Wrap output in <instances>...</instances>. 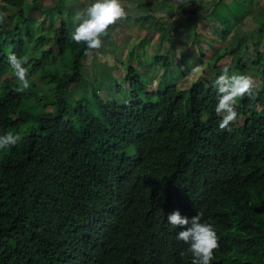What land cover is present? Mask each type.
I'll return each instance as SVG.
<instances>
[{
    "label": "trees",
    "instance_id": "trees-1",
    "mask_svg": "<svg viewBox=\"0 0 264 264\" xmlns=\"http://www.w3.org/2000/svg\"><path fill=\"white\" fill-rule=\"evenodd\" d=\"M55 1L0 0V133L22 136L0 151V264H192L176 239L181 226L167 221L177 208L189 217L202 212L215 226L212 264H264V68L261 88L239 98L230 131L215 113L218 72L187 88L154 89L128 62L125 94L115 82L118 98H104L102 82L82 73L95 49L71 39L72 5ZM199 3L179 9L196 12ZM45 20L56 24L44 30ZM245 37L215 50L214 67L240 52ZM13 51L30 56L31 87L23 91L7 62ZM151 58L170 67L169 53ZM236 58L246 73L244 56ZM252 61L261 66L263 54Z\"/></svg>",
    "mask_w": 264,
    "mask_h": 264
},
{
    "label": "rangeland",
    "instance_id": "rangeland-1",
    "mask_svg": "<svg viewBox=\"0 0 264 264\" xmlns=\"http://www.w3.org/2000/svg\"><path fill=\"white\" fill-rule=\"evenodd\" d=\"M157 1H160L159 5L156 4ZM179 1L124 0L128 11L127 18L110 27L109 34L103 38L102 47L91 51L83 60L82 73L90 79L96 78L102 82L99 92L104 98H118L112 88L115 82L120 83L122 92L125 94L127 83L122 81V76L128 62L133 63L143 79L147 80L154 89H161L171 82H175L180 88H187L196 79L207 80L214 77L216 72L220 74L225 65L229 67L230 72H240L235 67L238 54L244 56L247 64L246 73L252 74L255 78L254 89L261 88V78L258 73H261V69L264 68V61L259 66L253 65L252 60L255 51L261 52L264 60V0H258L259 9L252 11L249 0H220L214 2L208 9L205 4L199 3L200 7L196 12H189L187 9L186 16H183L177 11L175 15L168 18L169 16L164 13L170 14L171 5H176ZM65 2L67 5L69 2L72 5V10L69 11L68 8V12L74 26L76 18L86 9L87 0H65ZM138 2L141 4L136 5L135 3ZM51 3L57 5L55 0H51ZM80 3H83L81 7L78 5ZM161 7L163 10L160 9ZM52 9L58 10L57 7ZM66 9L64 8L63 11L66 12ZM43 12V9H39L36 13L33 11V14H39L36 17L38 21L45 18ZM180 18H183L182 24L175 26ZM169 19L171 25L167 22ZM55 20L52 24L45 20L43 29L48 30L55 25ZM241 36H246L241 43V51L234 56L225 55L218 62L220 68H215V59L212 58L216 53L215 50L234 47ZM143 38L149 39L148 43L145 41L146 45L143 43L144 50L142 47H136ZM52 41V38L48 37L38 45L35 48V55H39L42 50L48 48ZM192 41L195 44H192ZM28 51L29 48L26 52ZM130 51H133L131 56ZM144 51L147 57L139 60L137 55L143 54ZM128 53L129 57L126 58ZM167 53L170 59L169 68L164 69L160 65L153 64L151 57ZM203 54L204 57H200ZM192 65L194 69L183 74L181 69L186 67L189 69ZM91 86L92 83L88 81L87 90H90ZM81 89L80 81L77 91L80 92Z\"/></svg>",
    "mask_w": 264,
    "mask_h": 264
},
{
    "label": "clouds",
    "instance_id": "clouds-1",
    "mask_svg": "<svg viewBox=\"0 0 264 264\" xmlns=\"http://www.w3.org/2000/svg\"><path fill=\"white\" fill-rule=\"evenodd\" d=\"M128 11L124 0H87V6L74 21L71 39L84 42L87 49H99L103 38L109 34L110 26L127 18ZM4 22L0 14V24ZM30 56L9 52L7 62L11 72L18 81V91L31 87ZM217 102L215 113L220 116L219 128L231 130V122L238 119L237 104L239 98L252 95L256 87L255 78L250 73L229 70L225 65L214 80ZM22 140L19 132L8 131L0 133V151L17 145ZM171 227L181 226L176 233V239L188 245L192 254V264H212L214 250L220 246V237L215 226L206 219L203 213L197 212L189 217L177 208L167 215Z\"/></svg>",
    "mask_w": 264,
    "mask_h": 264
},
{
    "label": "crops",
    "instance_id": "crops-1",
    "mask_svg": "<svg viewBox=\"0 0 264 264\" xmlns=\"http://www.w3.org/2000/svg\"><path fill=\"white\" fill-rule=\"evenodd\" d=\"M148 1V0H147ZM186 1H191V0H180L176 5L175 4H173V5H171V8H173V15H175V12H179V13H181V10L179 9V4L180 3H182V2H186ZM197 1H199L200 2V4L201 5H203V4H205V6L207 7V9L209 8V7H212L213 6V3L214 2H217V1H219V0H197ZM252 2H251V4H250V10L252 11V10H255V9H257L259 6L258 5H260V4H257L258 3V0H251ZM150 2V1H149ZM157 2H160V1H157ZM171 2H172V0H171ZM156 4H158V3H156ZM128 7V6H127ZM130 7V6H129ZM161 10H163V8L161 7L160 8ZM259 9V8H258ZM163 14V13H162ZM165 15H166V13H164ZM182 14V13H181ZM183 16H185L186 14L184 13V14H182Z\"/></svg>",
    "mask_w": 264,
    "mask_h": 264
}]
</instances>
